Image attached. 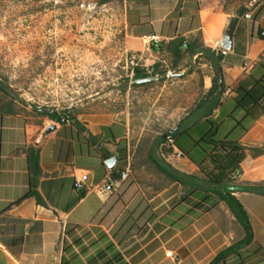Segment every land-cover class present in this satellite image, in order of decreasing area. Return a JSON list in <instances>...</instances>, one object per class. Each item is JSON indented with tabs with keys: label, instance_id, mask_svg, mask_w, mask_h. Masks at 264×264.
Listing matches in <instances>:
<instances>
[{
	"label": "crops",
	"instance_id": "obj_1",
	"mask_svg": "<svg viewBox=\"0 0 264 264\" xmlns=\"http://www.w3.org/2000/svg\"><path fill=\"white\" fill-rule=\"evenodd\" d=\"M250 5L231 7L229 0H127L128 48L166 74L162 81L173 75L200 92L179 122L196 139L207 132L209 118L218 122L221 133L231 132L232 116L243 117L235 102L237 87L250 74L264 76V5ZM243 6L250 7L246 12L253 16H239L231 33L233 49H227L220 42ZM152 33L160 36V46L151 47ZM194 43L201 49L191 53ZM204 48L213 52L204 54ZM220 52L225 89L220 105L205 116L194 110L213 87ZM88 104L91 107L70 105L75 106L71 116L82 124L78 127L71 120L61 123L40 115L31 105L23 109L20 100L0 90V264H63L64 259L71 264H210L220 251L245 238V228L214 191L231 183H264V152L254 150L264 145V114L243 135L231 137L248 147L239 174L231 172L222 184L211 182L198 164L209 161L184 132L175 138L182 150L173 143L172 151L163 155L179 172L202 182L187 178L183 185L169 178L166 188L147 198L137 183L122 178L128 166L119 149L126 144L129 123L112 112L95 110L94 101ZM91 135L100 141L91 140ZM35 146L40 147L43 170L38 189L47 205L34 196L19 202L30 188L27 152ZM107 155L119 156L114 169L107 165ZM81 176L87 179L79 190L75 184ZM235 195L249 212L255 238L227 262L264 264V195ZM86 230L96 238L91 245L77 238ZM107 248L108 259L98 258ZM170 250L179 260L168 255ZM118 253L121 256L114 259Z\"/></svg>",
	"mask_w": 264,
	"mask_h": 264
},
{
	"label": "rangeland",
	"instance_id": "obj_2",
	"mask_svg": "<svg viewBox=\"0 0 264 264\" xmlns=\"http://www.w3.org/2000/svg\"><path fill=\"white\" fill-rule=\"evenodd\" d=\"M243 2L264 5V0H229L231 7ZM127 10V0H0V76L24 99L23 109L31 105L43 115L44 108L91 107L94 101L95 110L128 122L127 179L151 198L171 180L150 151L167 160L162 153L171 148V138L158 146L159 137L179 124L200 92L173 75L134 82ZM87 231L77 238L91 245L96 238Z\"/></svg>",
	"mask_w": 264,
	"mask_h": 264
},
{
	"label": "trees",
	"instance_id": "obj_3",
	"mask_svg": "<svg viewBox=\"0 0 264 264\" xmlns=\"http://www.w3.org/2000/svg\"><path fill=\"white\" fill-rule=\"evenodd\" d=\"M108 1L110 0H103V2ZM248 10H250V7L243 6L238 12V17L232 19V22L227 31L233 33L234 27L238 21L239 16H241ZM262 35L264 37V33H262ZM199 49H201V46L198 45V43H194L189 47L191 53H196ZM211 52H213L211 49L204 48V54H211ZM222 58L223 54L220 52L217 55L218 61L214 63L216 74L213 78V87L206 94L201 96V98L197 102V107L194 110L195 112L197 111L198 113L206 114L205 116H208V114L211 113L216 106L220 105L221 95L224 93V85H220L219 83V72L220 70H222L220 66V61L222 60ZM146 77H154V75H150L146 69L139 67L136 69L135 76L133 77V79L136 84L144 85L150 83L142 82V79ZM161 77V79L164 80V78H166V74L162 75ZM0 90L5 92L6 95L10 96L12 99H18L20 101L24 100L19 97L16 90L11 85L7 84L1 76ZM236 91L237 95L235 96V102L237 104V109L242 112L243 117L241 120H239L236 118L235 115L232 116L235 121V124L231 132L227 134L221 133L218 122L209 118L205 120L208 130L207 132L203 133L200 139H196L191 134L190 130H188L187 128L185 130L183 129L184 126L178 124L176 127L162 134L159 137V142L157 143L158 146L166 144L171 138L174 139V145L182 150L181 145L175 138H177L178 135L186 132V134L190 136L193 139L194 143L202 150L206 159L209 161L208 165H202L201 163L198 164L211 182H214L216 184H222L223 180L227 178L229 174H231V172H240V163L245 158L248 147L242 145L239 139H234L231 137H233V133H236L239 136L243 135L249 130L253 122H255L260 116L264 114V76L258 78L254 74L248 75L243 80V82L237 87ZM209 98L212 99V102H210L209 106H207ZM40 111L41 114H43L44 116H49L51 119H54L58 122L65 123L67 118L69 117V120H71L76 126H82V124L77 118L71 116L70 109L50 110L44 108ZM199 124L200 123L198 121L194 123L195 126H198ZM90 139L96 142L100 141L98 137L93 135L90 136ZM170 147V149L166 150V153L162 154H169L172 151L173 145H170ZM127 150V144H125L123 148L119 149V152H121L122 155H127ZM254 150L255 154H261L264 152V145L260 147H255ZM27 153L30 172V188L29 191L25 194V196L19 200V202L24 198L34 196L40 204L47 205V202L45 201L44 197L41 195L38 189L39 179L43 173L40 164V147H30ZM106 157L109 158L110 155H107ZM149 157L154 162L156 167L173 181L182 183L183 185L187 184V178L198 180L200 183L202 182V179L199 177L187 176L179 172L173 167L171 163L156 154V152L152 149L150 151ZM190 158L191 160L196 162L193 157ZM236 191H249L264 195V183H231L223 189H216L214 191L215 195L219 200L225 201L229 205L238 221L245 228L246 236L239 242L220 251L218 255L211 261L210 264H228V258L233 255L239 254L240 250L249 246L255 238L253 224L249 212L247 211L242 201L235 195ZM83 196L84 193H81V197ZM107 250L108 248L99 252L98 258H106ZM120 256L121 254L118 253L113 258L117 259ZM77 258H79V256L75 257L73 260ZM105 262L106 264H109L111 261L106 260ZM63 264H71V261L64 259Z\"/></svg>",
	"mask_w": 264,
	"mask_h": 264
},
{
	"label": "built area",
	"instance_id": "obj_4",
	"mask_svg": "<svg viewBox=\"0 0 264 264\" xmlns=\"http://www.w3.org/2000/svg\"><path fill=\"white\" fill-rule=\"evenodd\" d=\"M245 16L246 18H252V13L251 12H246L245 13ZM264 33V32H263ZM150 41H151V47H157V46H160V43H161V38L159 35H157L156 33H152L150 36ZM128 65L131 69V78H133L135 76V71L137 68L141 67V68H144L147 70V72L150 74V75H154V80H160L161 79V75L162 73H160V71H157L155 69V67L151 64H148L146 62V60L144 59V55L140 52H137V51H133L130 53L129 57H128ZM171 75V73L169 74L168 73V76ZM66 122H69V117L67 118ZM172 141V144L174 143V139H171ZM183 154V152L181 151H178V155L181 156ZM129 172H130V168H129V165L128 167L126 168L125 171H123L122 173V178L123 179H127L129 177ZM240 172H237V174H239ZM87 179L86 176H81V177H78L77 180H76V188L77 189H83V186H84V183H85V180ZM168 255L170 257H173L175 260H179V257L173 252V251H168Z\"/></svg>",
	"mask_w": 264,
	"mask_h": 264
},
{
	"label": "water",
	"instance_id": "obj_5",
	"mask_svg": "<svg viewBox=\"0 0 264 264\" xmlns=\"http://www.w3.org/2000/svg\"><path fill=\"white\" fill-rule=\"evenodd\" d=\"M250 7L253 8L254 4H251ZM220 44L227 49H233V38H232V34L229 31H226V33L224 34L223 39L221 40ZM153 80H154V77H146V78L142 79V82H151ZM219 83H220V85L223 84L222 70H220V72H219ZM118 160H119V156L114 155V156L109 157L106 160V163L111 169H114Z\"/></svg>",
	"mask_w": 264,
	"mask_h": 264
}]
</instances>
